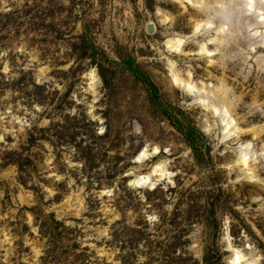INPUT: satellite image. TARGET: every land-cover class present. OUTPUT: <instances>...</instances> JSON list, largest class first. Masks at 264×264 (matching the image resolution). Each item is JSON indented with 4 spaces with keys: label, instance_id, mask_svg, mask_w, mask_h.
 <instances>
[{
    "label": "rangeland",
    "instance_id": "374dc122",
    "mask_svg": "<svg viewBox=\"0 0 264 264\" xmlns=\"http://www.w3.org/2000/svg\"><path fill=\"white\" fill-rule=\"evenodd\" d=\"M263 2L0 0V264H264Z\"/></svg>",
    "mask_w": 264,
    "mask_h": 264
},
{
    "label": "bare ground",
    "instance_id": "6f19581e",
    "mask_svg": "<svg viewBox=\"0 0 264 264\" xmlns=\"http://www.w3.org/2000/svg\"><path fill=\"white\" fill-rule=\"evenodd\" d=\"M264 3V2H263ZM254 4V0H244V5L247 7V10L251 8ZM259 22V20H258ZM198 25H196V28ZM170 43V42H169ZM176 44L180 45L182 43L181 39H177ZM190 88V87H189ZM219 107V104L216 103H210L207 106H205V109L210 111V114L212 116L216 115L217 109ZM220 110V107H219ZM223 126H222V131L224 133V138L225 139H231V131H234L236 126V123L231 116L228 117V119L225 117L223 118ZM237 130H239L237 128ZM248 149H245L244 151L241 152L240 156L238 157V164L241 166L244 171L245 175L248 178V180H251L253 177V165H251V157L247 153ZM158 149L154 148L153 154H157ZM147 157V149H143L142 151L139 152V154L135 158V163L141 164L143 160ZM167 175H171L170 173H167L162 167H160L158 164L153 166L152 169L147 174L144 175H138L136 176L133 180L130 181V185H133V182H135V186L138 189H144L147 186L154 187V184L152 182V177H157L158 179L165 178ZM230 264H251V261L244 260V256L241 254L239 250H232L231 255L229 257Z\"/></svg>",
    "mask_w": 264,
    "mask_h": 264
},
{
    "label": "clouds",
    "instance_id": "9594fccd",
    "mask_svg": "<svg viewBox=\"0 0 264 264\" xmlns=\"http://www.w3.org/2000/svg\"><path fill=\"white\" fill-rule=\"evenodd\" d=\"M5 55H6V53H5ZM8 70H9V69H8L7 65H5L4 71L7 72ZM40 71H41V73L43 74L45 70H44V69H41ZM40 82H41V80H40V78L38 77V78H37V83H40ZM14 119H15V118H14ZM9 131H10L9 129H4V133H5V134H7ZM101 131H103V130H101ZM136 131H137V133L140 131L139 126H137ZM2 138H3V137L0 136V139H2ZM57 179H58V180H59V179H63V177H57ZM133 185L135 186V182H133ZM153 219H155V217H153Z\"/></svg>",
    "mask_w": 264,
    "mask_h": 264
}]
</instances>
